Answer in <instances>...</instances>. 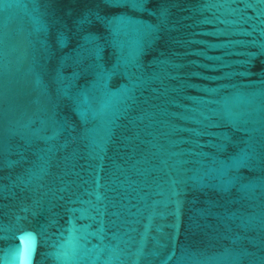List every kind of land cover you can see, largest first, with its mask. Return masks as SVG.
Returning <instances> with one entry per match:
<instances>
[{"label": "water", "instance_id": "1", "mask_svg": "<svg viewBox=\"0 0 264 264\" xmlns=\"http://www.w3.org/2000/svg\"><path fill=\"white\" fill-rule=\"evenodd\" d=\"M0 264H264V0H0Z\"/></svg>", "mask_w": 264, "mask_h": 264}]
</instances>
